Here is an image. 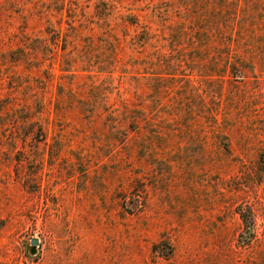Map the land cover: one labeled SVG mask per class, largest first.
<instances>
[{
	"label": "rangeland",
	"instance_id": "obj_1",
	"mask_svg": "<svg viewBox=\"0 0 264 264\" xmlns=\"http://www.w3.org/2000/svg\"><path fill=\"white\" fill-rule=\"evenodd\" d=\"M0 264H264V0H0Z\"/></svg>",
	"mask_w": 264,
	"mask_h": 264
},
{
	"label": "trees",
	"instance_id": "obj_2",
	"mask_svg": "<svg viewBox=\"0 0 264 264\" xmlns=\"http://www.w3.org/2000/svg\"><path fill=\"white\" fill-rule=\"evenodd\" d=\"M125 18H126L125 20L128 21L132 25L138 24V19H137L136 15H131V14L125 15ZM242 221H243L245 227H247V230H250L251 219L243 214L242 215Z\"/></svg>",
	"mask_w": 264,
	"mask_h": 264
},
{
	"label": "water",
	"instance_id": "obj_3",
	"mask_svg": "<svg viewBox=\"0 0 264 264\" xmlns=\"http://www.w3.org/2000/svg\"><path fill=\"white\" fill-rule=\"evenodd\" d=\"M38 238L34 237L31 239V249H30V253L34 254L36 252V245L38 244Z\"/></svg>",
	"mask_w": 264,
	"mask_h": 264
}]
</instances>
